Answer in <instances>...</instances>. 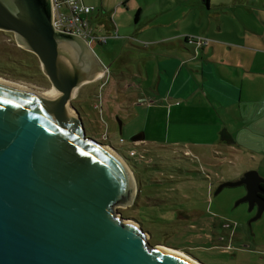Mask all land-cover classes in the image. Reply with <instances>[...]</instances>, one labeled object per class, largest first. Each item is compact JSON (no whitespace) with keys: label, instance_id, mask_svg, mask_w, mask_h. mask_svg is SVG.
<instances>
[{"label":"water","instance_id":"1","mask_svg":"<svg viewBox=\"0 0 264 264\" xmlns=\"http://www.w3.org/2000/svg\"><path fill=\"white\" fill-rule=\"evenodd\" d=\"M0 30L33 53L57 93L0 81V264H194L150 245L137 222L116 213L133 205L137 182L126 161L87 136L72 93L105 66L80 36L56 29L51 0H0ZM103 69V70H102ZM144 132L130 137L136 142ZM255 169L224 187L244 185L235 203L264 210ZM130 221H133L130 222Z\"/></svg>","mask_w":264,"mask_h":264},{"label":"rangeland","instance_id":"2","mask_svg":"<svg viewBox=\"0 0 264 264\" xmlns=\"http://www.w3.org/2000/svg\"><path fill=\"white\" fill-rule=\"evenodd\" d=\"M193 1L87 0V3L96 6L95 14L98 12L96 16L100 15L96 24L99 30L94 28L96 31L102 33L110 31L112 36L118 37L116 28L121 23L118 21V16L134 21L135 12L140 8L142 17L140 22L136 23L139 26L155 17L158 23L162 24L181 16L182 19L177 22L176 30L174 25L164 27L162 30L166 35L171 33L177 36L180 35L178 31L183 33L191 28L189 25L191 17L188 16L191 13L182 16L181 10ZM201 1L197 0L198 5H193L194 10L198 9ZM222 1L224 2L216 5L211 4L209 13V16L214 13L223 15L220 18L215 16L212 21H208L211 29L215 30L216 25L221 26V35L215 34V37L233 42L238 40L235 36L244 38L246 33L255 35L258 38L256 40L261 42L264 38V33L261 31V28L264 29V24L260 16H264V0ZM183 4L186 6L182 7ZM223 4L228 7L221 9ZM102 6L108 7L106 16H103L105 13L102 12ZM201 18L206 20L207 14H202ZM126 25L123 24L124 27ZM149 32L146 31L144 35H148ZM159 35L157 32L156 36ZM110 36L107 37L105 44L95 43L92 47L95 56L109 66L104 77L105 85L100 87V79H102L100 75L98 79L80 86L71 102L80 113L86 135L111 148L126 161L134 173L137 182L136 204L127 208L117 205L116 213L122 218L137 222L148 233L150 245L158 244L184 251L183 253L202 264H264V214L253 224L252 229L256 232L255 240L245 239L258 250L249 253L239 248L236 242L240 235L247 236L246 222L252 213L248 211L245 202L235 205L246 193L245 186L224 187L219 193L214 194L218 182L237 180L250 169H255L264 178V152L258 153L252 148L264 149L263 130H252V119H249L248 128L243 130L246 133L247 146H243L244 148L241 146L240 149L221 140L219 133L214 140V129L208 130L202 137L195 138L206 139L201 144L185 146L182 143V147L190 149L189 154L181 146L154 145L148 148L142 143L130 145L129 136L125 138L126 135L119 132L121 117L126 113L114 105L118 96L125 94L124 89L118 93L116 86L120 80H128V75L127 72L121 75L111 65L113 54L110 50L112 48L110 40L113 37ZM196 37L207 38L202 35ZM132 39L133 44L137 46L145 45L140 43L142 41L140 38ZM162 39L169 40L167 37ZM156 40L160 41V38ZM258 50L264 51V48ZM0 77L37 92L52 88L40 69L37 57L20 46L13 33L2 30H0ZM260 83L263 92L254 94L251 91L253 94L248 95L245 105L248 107L258 105L259 112H263L264 105H259L257 102L262 101L264 97V75L262 79L252 80L250 84L260 87ZM246 114L248 115L247 112ZM263 118L262 115L260 120ZM162 126L165 128L164 122ZM188 131L182 128L178 130L180 135H186ZM234 131L236 139L241 140L239 130L234 129ZM120 138L124 140L123 143L119 142ZM254 144L256 146H253ZM131 148L137 151L133 155L135 157L133 160L130 159ZM141 154L143 158L140 157ZM205 223H210L211 228L205 227L202 230L201 224ZM234 225H238L236 229ZM234 229L236 230L233 232L234 241L230 242L227 235ZM208 233L218 240H213L211 235H207Z\"/></svg>","mask_w":264,"mask_h":264},{"label":"crops","instance_id":"3","mask_svg":"<svg viewBox=\"0 0 264 264\" xmlns=\"http://www.w3.org/2000/svg\"><path fill=\"white\" fill-rule=\"evenodd\" d=\"M84 2L87 3V0ZM219 2L224 1L202 0L196 10L193 5H198L197 0L189 6L181 5L186 6L181 10L182 16L191 13L188 15L191 17V28L183 33L178 31L180 35L177 36L171 33L166 35L162 30L173 25L176 30L181 16L162 24L155 17L139 26L136 23L140 22L142 10L138 8L139 14L134 21L118 16V21L121 22L116 28L118 37L112 36L110 31L102 33L94 29H98L96 24L100 19V15L96 16L98 12L95 14L97 10L88 16L94 34L113 37L110 40L113 54L111 65L121 75H124L123 72L128 75V80H120L116 86L118 93L124 89L125 94H120L114 105L126 113L121 117L120 134L126 135L125 138L129 136L130 140L135 133L144 132L143 140L135 143L131 141L130 145L142 143L150 148L154 145L182 147V143L185 146L201 144L206 139L195 138L214 129L216 140L218 133L220 137V130L225 129L232 137L233 142L229 145L244 148L243 146H247V138L243 130L248 128L249 119H252V130H263L264 135V118L260 120L264 116V108L263 112H259L258 105H245L248 95L253 94L251 91L254 94L263 92L261 83L260 87L250 83L252 80L262 79L264 75V51L258 50L264 48V38L259 42L255 35L244 33V38L235 36L238 40L232 42L215 37V34L221 35V26L216 25L215 30L211 29L208 21H212L215 16L223 17L222 13L209 16L211 4ZM227 7L228 5L223 4L221 9ZM101 9L105 13L103 16H106L108 7L102 6ZM202 14H207L206 20H202ZM260 17L264 24V16ZM125 23L127 25L124 27ZM146 31H150L148 35H144ZM261 31L264 33V29L261 28ZM157 32L159 36H156ZM185 35H202L209 42L197 49L198 54L195 55L194 47L183 42ZM163 37L169 40H161ZM132 38H140V43L145 45L133 44ZM158 38L160 41L156 40ZM100 62L106 67L105 70L102 69L100 79V87H103L109 66L105 61ZM122 82L124 84H120ZM257 104L264 105V97ZM163 122L165 128L162 126ZM179 128L189 131L186 135H180ZM234 129L239 130L241 140L236 139ZM182 148L188 154L191 153L189 148ZM252 148L258 153L264 152L260 147Z\"/></svg>","mask_w":264,"mask_h":264},{"label":"built area","instance_id":"4","mask_svg":"<svg viewBox=\"0 0 264 264\" xmlns=\"http://www.w3.org/2000/svg\"><path fill=\"white\" fill-rule=\"evenodd\" d=\"M51 9L52 23L56 29L82 37L91 48L95 43H106L107 36L93 34L88 26L86 16L93 11L94 7L92 5L83 3L82 0H51ZM208 41L207 38L195 37L189 42H195L199 47L207 44ZM119 142L123 143L124 140L120 138ZM133 148L129 150L131 155L137 153ZM140 157L143 158L144 156L141 154Z\"/></svg>","mask_w":264,"mask_h":264},{"label":"flooded vegetation","instance_id":"5","mask_svg":"<svg viewBox=\"0 0 264 264\" xmlns=\"http://www.w3.org/2000/svg\"><path fill=\"white\" fill-rule=\"evenodd\" d=\"M221 182V181H220ZM220 182H218V184L220 183ZM218 184H217V186H218ZM262 184V183H261ZM260 184V185H261ZM217 188V187H216ZM215 188V189H216ZM261 189L264 191V189L262 188V186H261ZM262 196L264 197V193L262 194ZM246 204H247V209H248V203L247 202H245ZM257 204L256 203H254L253 204V207H252V209L251 210H248V211H251L252 213H251V215L248 217V220H247V222H246V233H247V236L245 237V236H242V235H240L239 236V238L238 239H236V242L238 243L237 244V246L239 247V248H243V249H245V251H247V252H254V251H256V250H258L256 247H252V244L250 243V242H248L247 240H245L246 238H249V240H251V239H253V241L255 240V236H256V232L254 231V229H252L253 228V224L256 222V221H258V219L264 214V210L262 211V213H261V215H260V217H258L257 219H255V220H250L252 217H254V215L256 214V212H257ZM206 224V225H205ZM204 225H202L201 224V229L202 230H204L205 229V227H208V228H211V225H210V223H205ZM235 226V229L237 228V226L238 225H234ZM222 227V226H221ZM230 230V233L227 235V237H229V240H230V242H233L234 241V235H233V232H235L236 230ZM208 236H210L211 234L210 233H208L207 234ZM223 235H225V234H223ZM211 238L213 239V240H218L217 238H214L213 237V235H211ZM252 241V240H251Z\"/></svg>","mask_w":264,"mask_h":264},{"label":"trees","instance_id":"6","mask_svg":"<svg viewBox=\"0 0 264 264\" xmlns=\"http://www.w3.org/2000/svg\"><path fill=\"white\" fill-rule=\"evenodd\" d=\"M205 1L207 2L208 0H205ZM82 2L85 3L84 0H82ZM86 4H88V3H86ZM90 5H92V4H90ZM92 6L94 7V9H93V11H92L90 14H92L94 11L97 10L96 6H94V5H92ZM90 14H88V15L86 16V19H87V21H88V26H89V27H90V21H89V17H88V16H89ZM138 14H139V10H137V11L135 12V17H134L135 20L137 19ZM90 30L92 31L91 27H90ZM92 33L94 34L93 31H92ZM196 36H198V35H185V36H183V42L186 43V44H191V45L194 47V53H195V55L198 54L197 49H199L201 46L207 45V44H203V45H201V46L198 47V45H197L195 42H189L190 40L195 39ZM196 38H198V37H196ZM106 42H107V41H106ZM208 42H209V41H208ZM220 138H221V140H223V141H227L228 143H232V142H233V141H232V137H231V135H230L229 132H227V130H225V129H221V130H220ZM133 158H135L133 155L130 156V159L133 160ZM134 161H135V160H134ZM261 186H262V188L264 189V183H262ZM135 204H136V202L133 203L132 207H133ZM130 207H131V206H130Z\"/></svg>","mask_w":264,"mask_h":264},{"label":"bare ground","instance_id":"7","mask_svg":"<svg viewBox=\"0 0 264 264\" xmlns=\"http://www.w3.org/2000/svg\"><path fill=\"white\" fill-rule=\"evenodd\" d=\"M0 81L4 82V83H7V84H10V85H17L21 88H25V89H29V90H32L24 85H21V84H18L16 82H12V81H8V80H5L3 78L0 77ZM35 93H38L40 95H45V94H51V93H57V91L54 89V88H51L50 90H47V91H44V92H37V91H34ZM75 94V91L72 93V95ZM132 222V221H130ZM133 223V222H132ZM165 247V246H164ZM168 249H170L171 251H173L174 253L186 258L187 260H189L190 262L194 263V264H202L200 263L199 261H197L196 259L192 258L191 256H188L186 255L185 253H183L182 251L180 250H176V249H173V248H169V247H166Z\"/></svg>","mask_w":264,"mask_h":264}]
</instances>
